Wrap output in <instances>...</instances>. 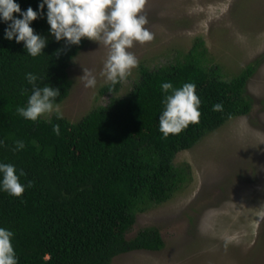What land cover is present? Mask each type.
Instances as JSON below:
<instances>
[{
	"label": "trees",
	"instance_id": "trees-1",
	"mask_svg": "<svg viewBox=\"0 0 264 264\" xmlns=\"http://www.w3.org/2000/svg\"><path fill=\"white\" fill-rule=\"evenodd\" d=\"M18 2L22 10L29 5L36 10L39 0ZM5 26L0 22V140L4 141L0 161L23 169L21 182L32 181L20 197L0 191V226L14 232L18 264H110L122 253L163 248V236L155 226L142 228L131 238L127 234L139 212L169 200L187 180L190 164L175 161L180 151L192 148L230 119L250 113L253 98L247 84L257 60L226 78L219 66L208 63V48L198 38L184 59L155 68L141 65L128 95L115 96L120 82L111 88L104 85L100 93L112 94L110 102L81 119H57L54 113L32 121L16 112L31 93L25 73L44 77L41 86L58 87L56 102L63 101L72 87L69 67L86 38L78 45L56 41L46 16L38 17L32 26L48 42L39 56L32 57L23 42L4 37ZM165 81L174 87L194 82L202 101L199 122L167 137L159 131ZM22 88L27 89L24 94ZM218 102L222 109L213 111ZM53 124H59V135ZM17 139L25 147L14 152Z\"/></svg>",
	"mask_w": 264,
	"mask_h": 264
},
{
	"label": "rangeland",
	"instance_id": "rangeland-1",
	"mask_svg": "<svg viewBox=\"0 0 264 264\" xmlns=\"http://www.w3.org/2000/svg\"><path fill=\"white\" fill-rule=\"evenodd\" d=\"M143 12L155 38L134 43L139 64L115 96L131 92L141 65L184 59L202 38L208 63L226 78L257 60L247 84L253 107L180 151L175 161L190 164L187 180L169 200L137 214L127 237L155 226L163 248L122 253L110 264H264V0H146ZM106 56L103 44L86 38L73 59L70 93L57 102L71 121L110 102L112 94L100 93L108 84L99 75ZM83 68L97 75L95 88L84 87Z\"/></svg>",
	"mask_w": 264,
	"mask_h": 264
},
{
	"label": "clouds",
	"instance_id": "clouds-1",
	"mask_svg": "<svg viewBox=\"0 0 264 264\" xmlns=\"http://www.w3.org/2000/svg\"><path fill=\"white\" fill-rule=\"evenodd\" d=\"M146 0H39L38 8L29 5L22 10L18 0H0V22L6 26L4 37L23 42L27 54L39 56L46 47L48 38L34 30L32 21L45 17L49 33L56 41L64 40L66 44H80L82 38L96 41L107 48V56L99 75L109 84V87L126 79L131 70L138 66L139 60L130 49L134 43L143 44L155 38V33L148 27L147 15L143 12ZM46 6V12L44 11ZM18 13L19 16L14 15ZM31 93L25 105L17 106L16 112L26 120L36 121L42 115L55 113L57 119L63 118V113L56 97L60 89L49 83L42 86L39 81L44 77L34 72L25 73ZM80 79L84 87L95 88L97 75L91 69L83 68ZM27 89L22 88L21 94ZM164 93L161 103L163 109L159 114V131L164 137L178 134L190 123H198L202 103L196 92V84L184 82L180 87H174L171 81L161 83ZM222 103L212 105L213 111L221 110ZM53 132L60 134L59 124H53ZM4 141L0 140V145ZM12 151L24 149L22 139L14 140ZM26 173L17 169L11 162L0 161V191L11 196L20 197L31 180L21 182ZM14 232L0 226V264H18V257L13 246Z\"/></svg>",
	"mask_w": 264,
	"mask_h": 264
}]
</instances>
